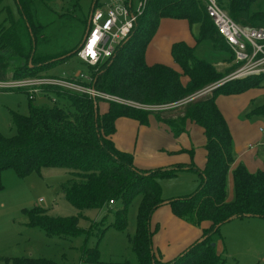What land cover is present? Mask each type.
Instances as JSON below:
<instances>
[{
  "label": "trees",
  "instance_id": "obj_1",
  "mask_svg": "<svg viewBox=\"0 0 264 264\" xmlns=\"http://www.w3.org/2000/svg\"><path fill=\"white\" fill-rule=\"evenodd\" d=\"M15 1L18 17L0 0V14L5 15L0 23V82L44 77L41 72L52 63L76 55L90 14L85 15L82 0H61L60 9L55 7V0ZM217 1L236 22L264 27V0ZM164 17L200 24L194 45L184 41L172 44L171 55L176 67L149 64L146 60L149 43ZM128 38L110 59L98 67L89 66L92 71L88 74L93 80L88 84L100 92L154 108H138L59 87L46 88L47 98H44L53 103L37 104L31 99L34 103L30 104L29 114L12 115L16 133L12 136L0 133V191L4 188L2 174L8 168L22 177L42 168H64L73 176L61 185V190L77 208V215L60 217L41 207L24 209L29 228L42 230L51 237L90 235L99 224L92 221L87 228L80 226L86 210L109 209L113 205L112 226L125 230L128 208L134 198L141 195L135 233L129 236L136 261L130 264H225V257L217 250L218 241L224 242L220 227L227 220L264 218V170L250 172L243 164L234 165L232 133L216 99L220 92L262 87L264 73L224 82L199 98H191L238 67L234 63L219 71L208 60L195 56L199 44L210 41L215 50L229 52L234 60L203 0H149ZM100 101L107 102V109L100 110ZM150 117H155L176 139L190 137L189 123L199 126L204 135V165L195 168V150L191 147L182 150L192 154L189 162L156 168L137 167L134 153L120 149L114 141L117 120L130 118L140 125H148ZM191 169H198V188L191 194L164 198L159 179ZM230 170L234 186L232 200L227 198ZM164 205H170L178 218L207 224L199 239L169 261L164 256L160 259L161 253L156 251L155 254L153 241L160 228H153L152 218ZM1 261L3 264H65L26 255ZM83 261L101 263L97 245L83 248Z\"/></svg>",
  "mask_w": 264,
  "mask_h": 264
},
{
  "label": "rangeland",
  "instance_id": "obj_2",
  "mask_svg": "<svg viewBox=\"0 0 264 264\" xmlns=\"http://www.w3.org/2000/svg\"><path fill=\"white\" fill-rule=\"evenodd\" d=\"M114 1L123 3L124 0H97L96 4L100 6L104 4L105 6ZM223 1L227 3L228 0ZM92 3V0L81 1V7H83L86 16L91 11ZM2 5H9L15 16L18 17L15 0H2ZM138 5L139 0H133V6L137 7ZM61 6L62 1L55 0V7L60 9ZM225 11L227 12V10ZM227 14L230 16L228 12ZM4 17V13H1L0 23L4 20ZM171 20L180 21V19L172 18ZM199 26L200 24L197 23L191 26L187 23L185 30L180 33L181 38L194 44V35L197 34ZM165 33L160 26L149 43L146 58L149 63H164L176 67L169 47L171 41L166 39L167 37H163ZM171 36H174V32L171 33ZM161 41L164 42V45H161ZM194 54L200 59L208 60L217 69L219 68L218 62L235 63L229 52L215 50L210 41H203L199 44ZM229 58L231 60H227ZM237 69L239 68L237 67L231 75H227L221 81H217L218 83L215 82L217 84L205 88V91H212L224 82L237 79L239 76L235 78L233 76ZM91 71V67L80 60L76 54L66 60L52 63L40 75L44 76L43 78L55 76L66 78L79 72L88 74ZM182 79L185 83L187 80L186 75ZM34 102L49 105L53 103L45 100L42 95H38ZM34 102H31L25 89L5 90L0 88V133L6 136L14 135L16 127L12 121L13 113L29 114L30 104ZM216 102L222 110L232 133L234 165L243 164L250 172L264 170V111L262 110L264 108V78L262 87L253 86L241 92H220L217 95ZM100 108L101 111L107 109V102L100 101ZM131 125V122L125 119L119 126L118 138L124 143L130 141V135L133 136L135 133ZM174 139L175 141L168 142L165 150H160L162 154L167 158H171L172 161L182 159L185 155L190 159L192 156L190 152H187L189 155L184 151L174 154L168 153L169 147L172 145L173 147L184 146L181 139ZM249 144L252 146L250 149L247 148ZM193 147L195 150L193 161L197 166L195 168H199L198 162L202 153L199 151L200 149H197V144H193ZM137 154L140 158L144 156ZM72 176L73 174L64 168L51 167L42 168L39 171L34 170L25 177L19 176L12 168H8L3 172L4 188L0 191V264H3V261H1L3 258L12 259L23 255L49 258L65 264H130L136 260L129 236L135 233L137 210L141 195L135 197L128 208V227L125 230H118L112 226L115 210L113 205L109 209L104 207L102 209L86 210L85 217L80 220V226L87 228L92 221L99 224L98 228L94 227L90 235L51 237L47 236L42 230L29 228L26 225V215L23 210L33 207H41L54 216L77 215V208L69 203L61 190V185L71 179ZM159 182L163 197L171 199L194 192L200 184V177L198 169H191L180 171L172 177L159 179ZM226 183L227 198L231 197L232 199L234 197V186L231 170L227 174ZM166 207L171 212L170 205ZM167 220L170 219L162 222V234L165 231V225H168L170 227L168 234L176 236L169 244L171 249L168 252L173 254L164 257L169 261V259L172 260L179 255L197 237H200L205 225L187 220L186 222L185 220L179 221L176 219ZM220 234L224 242L218 241L217 250L225 257V264H264V218L250 217L231 220L220 227ZM186 242L189 244L186 245ZM95 245L98 246L101 263H86L83 261V248ZM156 249L160 253V249L154 245L155 254ZM163 256L159 255L158 257L162 259Z\"/></svg>",
  "mask_w": 264,
  "mask_h": 264
},
{
  "label": "built area",
  "instance_id": "obj_3",
  "mask_svg": "<svg viewBox=\"0 0 264 264\" xmlns=\"http://www.w3.org/2000/svg\"><path fill=\"white\" fill-rule=\"evenodd\" d=\"M148 1L139 0L137 7H134L131 1L128 3L126 0L123 3L114 1L105 6L102 4L95 7L88 35L77 52L80 60L88 66L98 67L101 62L110 59L117 47L129 37ZM203 2L207 13L231 49L234 62L238 64L239 69L233 74L234 78L264 73V27L247 26L234 21L217 0H203ZM92 80L91 74L79 72L75 76L66 78L56 76L17 78L8 82H0V88L25 89L29 99H35L38 95L47 97L46 88L59 87L66 91L102 97L138 108H154L100 92L88 84ZM205 90L197 92L191 98L195 99L209 92Z\"/></svg>",
  "mask_w": 264,
  "mask_h": 264
},
{
  "label": "crops",
  "instance_id": "obj_4",
  "mask_svg": "<svg viewBox=\"0 0 264 264\" xmlns=\"http://www.w3.org/2000/svg\"><path fill=\"white\" fill-rule=\"evenodd\" d=\"M172 19H180V21L171 20V17H164L161 19L159 27H158V29H159L161 26V28H163L164 32H166L163 37L164 38L167 37L166 39H169V41H171L169 44V47L171 48L172 44L175 42H178V41H184L190 45H194L196 43V37L200 33V26H199V29L197 31V34L194 35V44H193L190 41L188 42V40L181 38V36H180V33H182V31H184L185 28L187 27V23L190 26L192 24H190L187 19H183V18H172ZM166 20H167V22L164 23V21H166ZM193 24H196V23H193ZM157 32H158V30H157ZM173 32H174V36H171V33H173ZM161 45H164L163 41H161ZM146 60H147V58H146ZM149 64H153V63H149ZM218 65H219L218 70L224 71L226 68L231 67L232 63L231 62L230 63L218 62ZM233 72H231L229 75H231ZM76 74H78V73H76ZM75 75H73V76H75ZM125 119H127V120H129V122H131V124H132L131 126L135 130L134 135L133 136L130 135V137H131L130 141H128L126 143L122 142L118 138L119 126L121 125V122L124 121ZM126 124H127V122H126ZM189 128L191 130L190 137L186 136V138L177 139V140L181 139L184 143L183 144L184 146L182 145L183 147H181L179 145L177 147H173V145L170 144L172 146L169 147L170 150L168 151V153L169 152H170V154L178 153V152H181L182 150L190 149L191 147H193V146H191L193 144H195V145L197 144V146H198L197 149H200L199 151H201V153H202L201 159L199 161L200 163L198 162V165L200 167H202L205 163L204 135H203V132L200 129V127L197 125L189 123ZM172 140L175 141L173 135L166 129V127H164L161 123H159L155 117H150L148 125H140L136 120L130 119V118H119L117 120V130H116V133L114 134V141L120 149L127 150V151L134 153V163L137 167H140V168H156V167L172 166V165L177 164V163L189 162L191 158L189 159V157L187 155H185V157H182V159L172 161V160H170L171 158H167L162 154V152L160 150L161 149L165 150L166 149L165 147L168 146V142L171 143ZM251 147H252L251 144H249L247 148L250 149ZM187 152H189V151H187V150L184 151V153H187ZM137 153L142 154L144 156L142 158H140V156ZM232 199H231V197L228 198V200H232ZM166 206H168V205H164V206L160 207L158 210H156V212L154 213L153 218H152V226H153V228H155L156 226H159V228L161 229V231L159 229V231L156 233V235L154 237V240H153L154 245L156 246V248L160 249L159 252L162 255H164V257H169L170 255L173 254L172 252H168L171 249L169 244H170L171 240L173 239V237H176V236H170L168 234V229L170 228L168 225L167 226L165 225V231L162 234V226H163L162 222L166 221V219H170V220L176 219L179 221H182V220L184 221V219L176 217L173 214L172 210L170 212ZM170 220H167V221H170ZM185 222H186V220H185ZM204 225H207V224L204 223ZM197 239H199V237H197L194 240V242ZM192 243L189 244L186 242V245L187 244L191 245ZM189 245H187L186 247H188ZM186 247H185V249H186ZM156 251H158V250L156 249ZM134 262H132V263H134Z\"/></svg>",
  "mask_w": 264,
  "mask_h": 264
},
{
  "label": "water",
  "instance_id": "obj_5",
  "mask_svg": "<svg viewBox=\"0 0 264 264\" xmlns=\"http://www.w3.org/2000/svg\"><path fill=\"white\" fill-rule=\"evenodd\" d=\"M130 1H131V0H130ZM96 2H97V0H93L92 6H91V11H90V14H89V16H88V24H87V28H86V31H85L84 37H83V39H82V42H81L79 48L82 47V45H83V43L85 42L86 37H87V35H88L89 29H90V24H91V17H92L93 11H94V9H95ZM128 40H129V38L127 39V41H128ZM222 84H223V83H222ZM222 84H220V85H222ZM220 85H218V86H220ZM218 86H216V87H218ZM97 116H98V105H97V102H95V117L97 118ZM227 222H229V220H227L226 223H227ZM219 226H221V224H220Z\"/></svg>",
  "mask_w": 264,
  "mask_h": 264
}]
</instances>
